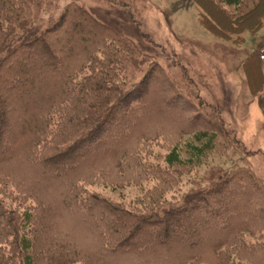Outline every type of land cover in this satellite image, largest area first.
Instances as JSON below:
<instances>
[{"label":"trees","instance_id":"1","mask_svg":"<svg viewBox=\"0 0 264 264\" xmlns=\"http://www.w3.org/2000/svg\"><path fill=\"white\" fill-rule=\"evenodd\" d=\"M244 2L251 5L236 15L225 7ZM193 3L200 25L235 46L245 42L244 32L253 39L264 29V0ZM48 8L44 0H0V264L264 263V184L246 163H233L213 180L209 167L205 183L191 181L197 186L187 197L177 195L212 149L222 154L229 146L217 115L172 90L147 56L142 77L128 81L140 53L80 4L67 3L55 19L43 18ZM263 45L260 39L255 49ZM241 66L264 105L258 52ZM152 79L158 93L150 92ZM149 92L157 95L150 102ZM166 100L173 104L160 114ZM131 107L136 115L121 120L119 109ZM184 135L187 156L178 146ZM87 184L144 187L117 202ZM232 212L242 217L220 225L226 230L218 234L212 223L230 220ZM181 220L193 224L187 228L197 237L180 236ZM145 228L148 236L132 246L129 238Z\"/></svg>","mask_w":264,"mask_h":264},{"label":"rangeland","instance_id":"2","mask_svg":"<svg viewBox=\"0 0 264 264\" xmlns=\"http://www.w3.org/2000/svg\"><path fill=\"white\" fill-rule=\"evenodd\" d=\"M44 1L50 5L49 10L43 16L44 19H55L61 13L62 7L69 2H76L90 11L97 20L109 24L124 38H127L140 53V56H138L139 61H135L132 65V67L134 66L133 69L131 66L128 69V81L137 82L142 77L147 68V62L145 63L143 58L147 56L149 61L158 63L161 69L164 70L168 82L170 81L173 84L174 88L172 87V90L177 89L194 106L199 105L205 111L217 115L224 130L228 133L230 138L228 140L231 142L228 143L229 146L222 154L220 153L221 149L217 151H215L217 148L212 149L214 151L207 157L209 159H207V165L200 166L197 170L192 169L188 176L183 179L185 183L183 182L182 187L178 189L177 195L187 197L189 189L197 186L191 184V181H201L198 183L200 185L205 183L202 177L206 173L204 170L209 169V167L210 170L212 169L213 180L222 171H228L233 163H246L261 180L260 182L264 184V105L261 104L263 95L261 91L252 92V84L250 87L249 83L251 75H249L247 81L241 66L243 59L253 50L258 52L260 61L264 63V58L260 57L264 45L262 48L255 49L258 40H264V29L253 39H250L249 33L244 32L242 35L245 42L241 46H235L231 41L219 38L200 25L198 22L199 9L193 3L194 0ZM250 5L244 2V7L241 5L237 8L234 4L225 7L228 13L234 15L239 11H245ZM206 8L216 19H223L222 15L219 12L216 13L210 6H206ZM81 38H84L83 34ZM53 83L54 81L51 82V79H49L48 86H52ZM156 84L155 79L150 81V92H157ZM150 92L145 98L149 102L157 96L156 94H153V96ZM147 100L143 102L142 106L149 105ZM172 104L171 100H166L160 114H164L163 110L166 111V107H171ZM15 106H18V102ZM11 113L9 109L6 113L8 115L5 117L8 130L13 129L11 127L13 126ZM117 114L121 120H132L131 118L136 115V112L132 107L130 110L121 108ZM146 114L148 117V111ZM167 114L168 112L165 113V115ZM25 119L26 116L24 115L20 118L21 121ZM114 123L116 124V122ZM124 126L121 125L118 131L123 129ZM164 134L165 136L169 135L168 132ZM2 138L6 139L5 137ZM188 138L189 136L184 135L181 138L180 145H178L182 149L181 156H187L184 143ZM170 141L173 142L174 140ZM96 150L98 149L91 151V153ZM88 151L90 153V150ZM143 187L119 185L109 188L104 185L88 186L87 184L86 188L111 199V201L126 202L141 193ZM249 191H246V193H249ZM188 213L184 216L188 217L190 215ZM236 213L232 212L230 220L215 221L212 223V228L216 229L218 234L224 232L226 229H222L220 225L235 224L242 217V215L239 216ZM188 221L181 220L184 224L181 231H184V233L180 236L184 240H188V237H186L188 234L197 237L198 230L194 233L192 230L191 232L188 230V225L193 226ZM148 233L149 228L142 229V231L129 238L130 244L137 247V245H140V241L148 236ZM171 234L172 239H175L174 234L178 235L175 230ZM257 261L259 263L262 260ZM68 264L81 263L76 260Z\"/></svg>","mask_w":264,"mask_h":264},{"label":"built area","instance_id":"3","mask_svg":"<svg viewBox=\"0 0 264 264\" xmlns=\"http://www.w3.org/2000/svg\"><path fill=\"white\" fill-rule=\"evenodd\" d=\"M264 51V50H263ZM263 51H262V53L260 54V57L261 58H264V53H263Z\"/></svg>","mask_w":264,"mask_h":264}]
</instances>
